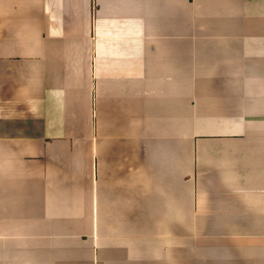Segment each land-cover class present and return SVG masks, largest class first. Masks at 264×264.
I'll return each mask as SVG.
<instances>
[{
    "label": "crops",
    "instance_id": "0c3cea01",
    "mask_svg": "<svg viewBox=\"0 0 264 264\" xmlns=\"http://www.w3.org/2000/svg\"><path fill=\"white\" fill-rule=\"evenodd\" d=\"M0 264H264V0H0Z\"/></svg>",
    "mask_w": 264,
    "mask_h": 264
}]
</instances>
